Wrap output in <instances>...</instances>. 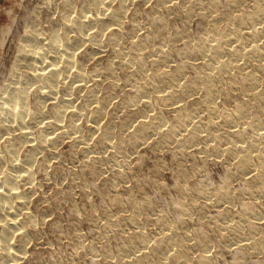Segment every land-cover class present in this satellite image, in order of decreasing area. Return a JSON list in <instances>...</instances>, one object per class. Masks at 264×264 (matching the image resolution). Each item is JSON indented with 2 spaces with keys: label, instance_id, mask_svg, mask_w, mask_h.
Returning <instances> with one entry per match:
<instances>
[{
  "label": "rangeland",
  "instance_id": "rangeland-1",
  "mask_svg": "<svg viewBox=\"0 0 264 264\" xmlns=\"http://www.w3.org/2000/svg\"><path fill=\"white\" fill-rule=\"evenodd\" d=\"M124 1L126 6L119 25L109 23L104 30H99L94 23L96 17L106 15L108 18L110 11L119 8L123 0H105L97 8L91 0H0V98L9 96L10 92L18 97L20 91L25 90L26 120L32 131L31 136L24 137L20 136L23 130L16 125L10 128L0 123V180L9 173H16L10 169L11 160L18 164L32 155L28 173L31 178L20 176L18 180V191L26 196L22 205L26 207L18 214L20 223L27 221L20 225L25 232L21 235L17 230L10 236L18 252L16 259L6 261L0 250V264H122L120 261L131 260L137 254L150 256L149 250L137 249L139 245L143 241L153 244L163 232L171 229L178 241L174 238L168 246L152 251V264H264V181L252 179L258 169L251 168L253 173L247 168L243 173L237 172L235 162L228 156L209 152L213 147L209 146L211 139H215L212 133L217 129L208 131L206 126L211 118L206 112L196 110L200 105L196 107L195 100L203 95V87L188 90L178 99L177 106L173 101L160 106L151 93L149 98L153 104L146 108L143 105L146 97L141 98V94L133 90L147 86L146 80L138 73L137 66L120 64L126 55L116 52L118 45L129 52L140 37L144 38L147 75H158L164 68L185 65L183 81H194L206 57L200 52L193 56L192 51L204 42L212 19H217L216 33L225 35L230 23L245 12H251L256 3L264 12V0H242L238 7L229 5L232 0H216L215 4L213 0ZM67 20L85 22L87 27L81 33L74 27L64 33ZM240 25L235 26L244 33L251 22L246 20ZM118 29L121 31L116 43L111 37ZM33 30L39 34L38 43L35 42L39 46L54 37L59 39L58 43L71 42L75 59L83 67L84 79L75 80L65 73L54 84V95L45 91L44 83L35 76L36 71L22 60L30 52H19L21 44L32 38ZM91 31L97 32L101 44L87 39ZM57 33L59 36H55ZM80 34L84 39H79ZM257 42L264 44V39ZM225 46L223 44V48ZM161 47L168 57L167 64L153 62L156 55L152 53ZM38 64L48 63L46 60ZM258 65L249 56L230 75L214 73L215 77L226 79L215 89L218 114L223 110L233 111L236 105L251 99L252 91L259 90L263 94V106L254 101H250V105L257 113L256 124L264 126V68L259 69ZM76 69L73 67L71 72ZM97 70L99 75L94 77ZM251 73L259 78L256 87L229 89L230 80L241 83ZM164 85L167 87L168 83ZM89 93L93 94L91 99L85 97ZM61 98L71 102L61 116L60 128H52L50 116ZM131 98L132 102L127 103ZM135 104L136 107H132ZM180 104L196 110L194 120L202 123L200 133L204 136L199 137L204 138H193L192 134H187L190 129H181L178 137H187L189 144L178 146L176 135L172 140H162L155 130L144 139L135 136L141 121L153 116L163 115L167 123L164 130L169 124H175V109ZM97 107L102 108V114L99 121L94 122L89 117ZM37 109L41 110L40 117L32 121ZM78 111L83 115H77ZM73 119L78 121L80 129L61 136L65 124ZM43 127L47 134L41 132ZM105 127L111 128L110 143L101 142ZM236 127L245 128L246 136H251L252 128H247L246 124ZM41 134H46V141L39 148ZM49 138H55L56 142L50 144ZM118 146L120 151L116 149ZM12 151H16L14 157ZM253 152L252 167L258 165L264 170V149L263 154L258 147ZM257 154L263 159H258ZM118 172H123L124 176L121 178ZM225 189L233 197L230 204L216 197ZM26 212H31L32 216L26 218ZM160 216L165 218V225ZM131 217H135L132 220L138 224ZM4 223L5 220L0 219V232ZM235 223L240 226L241 236L226 229ZM240 239L252 242V246L244 248L248 242L244 240L243 244ZM204 254L209 257L208 261L203 259Z\"/></svg>",
  "mask_w": 264,
  "mask_h": 264
},
{
  "label": "bare ground",
  "instance_id": "bare-ground-1",
  "mask_svg": "<svg viewBox=\"0 0 264 264\" xmlns=\"http://www.w3.org/2000/svg\"><path fill=\"white\" fill-rule=\"evenodd\" d=\"M91 2H93V5L96 6V8H97L98 6L103 5L105 3V0H91ZM215 2H216V0H213V4H215ZM241 2H242V0H232L229 2L230 3L229 5H232L234 7H238L239 5H241L240 4ZM190 4L191 5L193 4L196 6V3H190ZM125 6H126V4H125V1L123 0V3L121 4V6L119 8L112 9L110 11V15L108 18L106 17V15H102V16L99 15L100 16L99 18L96 17L94 23H96V26L98 27V29L104 30V28L109 23L119 25L120 19H121L122 14L125 10L124 9ZM245 13H247V12H245ZM245 13L244 14L241 13L242 14L241 16L238 15V16H240V18L237 19L236 22L230 23L231 25H230L229 32L226 33L225 35L224 34L218 35L216 33V30H217L216 29L217 28L216 20L217 19H214V18L212 19L214 21H212L209 25V29L207 32L208 35L205 37L204 42H202L195 49V51L194 50L192 51L193 56L195 53L200 52L201 55L204 56V58L206 57L205 58L206 62H203V66H201L202 68H200V70L196 76V80L193 79L194 81H192L191 79L188 81H185V82L183 81L184 72H185V65L176 66V68H174V69L164 68L158 75L155 74L157 76L147 75L146 74V63H145V58H144L145 51L143 50L144 38L140 37L134 43L133 47L130 49L129 52L122 49V47H120V45L116 46L117 47L116 52L118 54H121V55H126V57L125 56L123 57L124 59H122L120 64H123L126 66H132V67L134 65L137 66L138 67V73L140 72L141 76L146 80L145 83L147 84V86L143 85L144 87H135L136 89L133 88L134 93H136L138 95L141 94V96H140L141 98L146 97L144 99V102H143L144 107H146V106L150 107L151 104H153L152 99L150 100V98H149L151 93L153 95V96L152 95L151 96L154 97L155 101L160 106H161V104H164L163 106H165V103H167V102L171 103L172 101H173L172 104L176 105V104L180 103V102H178V99L180 97H183L188 92V90L192 91V90L196 89V87L202 86L204 89L203 90L204 93L202 91L203 95L200 98L195 100V102H197V103H195L197 105L196 107H198L200 105L198 108H196V110L199 109V112L200 111L206 112V114L209 115V119L211 118V121H209L208 126H206L208 128V131L211 130L213 132V131H216V129L218 131V132L216 131L217 133L216 132L212 133V135L214 136V138L216 140L211 139L213 137L209 132L210 137L209 136L208 137L211 139V141H213L212 144L209 142L210 143L209 146L213 145V147H211L212 151L209 150V152H215L217 154H221L222 156L223 155L228 156L229 159H231L235 162V170L237 172L242 171V173H243L244 169L247 168V169H249L247 171L253 173L254 170L256 171V169H258L256 172H254L252 179H255L258 181H260V180L264 181V172H263L264 170H262L263 168H259L258 165H257V168L252 167V166H254V163H253L254 159L252 157L253 150L258 147V151L261 154H263L262 152H263L264 147H262V146H264V131H263L264 126H262L261 124H259V125L256 124L254 117L257 113L255 114L254 110L252 111V106L250 105V101L257 102V104H259V106L262 105L261 103H263V94L261 92L259 93L258 92L259 90L258 91L257 90L252 91L251 97H250L251 99L248 100V102H244V103L240 102L241 104L237 103L238 105H236V108L233 111H229V110L224 111L223 110L221 113L219 112V114H218V110L216 107V101L217 100H215L216 85L217 84L218 85L223 84L225 77H222V78H218L219 76L215 77L214 73H219V72L223 73L224 72V73L230 75L231 73H233L232 71L238 70L241 66L242 60H245V58L249 57V56H250V59H253L259 63L257 68H259V69L264 68V44L257 42L260 39H264V12H262L261 7L256 3V5L254 6V8L251 12H249L247 14H245ZM102 14H104V13H102ZM159 19H160V17H159ZM246 20H249L251 22V25L247 29L248 31L246 30V32L244 31V33L240 32V28H238V26H235V25L238 24L239 26H242L240 24L246 22ZM153 21L155 22L156 20H153ZM71 27L76 28L77 31H79V33H81L87 27V23L80 22V21L79 22L78 21H72L71 22V20H67L65 23V27H64V33L68 32L70 30L69 28H71ZM109 28H112V27H109ZM121 29L120 30L118 29V32L113 33L114 35H113V37H111V39H113L114 42L116 41V43L119 40V38H118L119 34H120L119 31H121ZM32 32H33L32 38L30 40H28V43L21 44V48H20L19 52L20 53H22L23 51H25L24 53L30 52V55L28 57H25V58L23 57L22 60H24V62H27L26 65L29 68H31L33 71H36L35 76L38 80H40L44 83V85H42V88L43 89L46 88L45 91H47L50 94H53L54 93V84H56L60 80V76L62 74H65V73L70 74V77L74 78L75 80L84 79L85 73L83 72V67L80 65V62H78L75 59V56H74L75 54L72 51V43L71 42L65 41L63 43H58L59 39L54 37V39H50V40L46 41L44 44H42V46H39V44H35V42L38 43L39 34L36 33L35 30H33ZM244 34L247 37H244L243 36ZM81 35L82 34L79 35V39H81V38L84 39V37H82ZM55 36H59V34L57 33ZM103 38H104V36H103ZM250 38H252V39L249 42ZM87 39L90 42H93V44H95V43L101 44V39L97 36V32H92V33L87 34ZM223 44L226 45L224 48H223ZM243 49L245 51H243ZM192 52H189V53H192ZM152 54H153V56L156 55V58L153 60V62H155L156 64L157 63L159 64L160 62L163 61V63L165 62L167 64L168 57L164 53L163 47L159 48L158 50H156ZM227 56H230V59H227ZM48 59H50V61ZM215 59H217V60L215 61ZM46 60L48 63L47 65L46 64H43V65L38 64V62H43ZM73 67H75V68L77 67V69L74 72H71V69ZM197 68H198V66H197ZM97 69H98V67H97ZM98 75H99V71L97 70V71H95L94 77L98 76ZM138 75H140V74H138ZM28 76H29V74H28ZM130 78H132V77H130ZM130 78H128V79H130ZM244 80H245L244 81L245 83L244 82L239 83V82H236L234 80H230L228 82V84L226 82H224V83H226L229 86V89L245 90L246 87H249L252 85H254V87H256V85L258 84L259 78L256 75V73H251ZM126 81H127V78H126ZM166 82L168 83V86L164 87L165 86L164 83H166ZM79 84H81V83H79ZM116 86H118V85H116ZM24 91H25L24 89L21 90L20 95L18 97L14 96L15 93L14 94L12 93L13 94L12 95L10 92L9 96L0 98V123H1V125L7 126L10 128L13 125H16L18 128L23 130L20 136L29 137L32 135V131L29 129L30 122H28L26 120L28 107L26 106L25 101H24ZM92 96H93V94L89 93L85 97L87 99H91ZM50 99L52 100V98H50ZM132 99L133 98L129 99L127 101V103L132 102ZM137 99H138V97H137ZM245 100H247V99H245ZM183 101H185V100H183ZM70 102L71 101L68 98H65V99L63 98L59 103H57V105H55V108L52 111L51 116H50V118H51V121L49 123L50 127L60 128L61 116H62L65 108L68 106V104ZM133 102H134V100H133ZM252 105L254 106L255 104H252ZM98 106H100V105H98ZM132 107H136V104H135V106H132ZM196 110L194 108H188V107L184 108V106H181V104H180V106L175 109V111L177 112V115H176L177 119H176V121L175 120L174 121L176 123L173 125L169 124L168 127L165 128V130H164L163 126H166L167 123H166L165 119L162 118L163 115L161 116V114L159 113L160 115H158V116H153L150 118H148L149 117L148 116V117H146L148 119L141 121L140 125L137 127L135 136L140 138V139H144L150 134V132L154 133V130H155L156 133L161 134L159 136L162 137L161 138L162 140L163 139L164 140H172V138H174V135H176L175 136L176 137L175 138L176 144L178 146H184L185 144H187L186 142L188 141V138L187 137L185 138V136L183 138H181L182 136L178 137L179 133H180L179 131H181V129H185V130L190 129L189 133H187V131H186V133L188 135L192 134L191 137H193V138L194 137L200 138L199 136H200V134H202V133H200L202 123L201 122L199 123L198 121L194 120V113L196 112ZM161 111H162V109H161ZM40 114H41L40 109L35 110L33 115H32V121L37 120L40 117ZM101 114H102V108L97 107L94 110L91 117H89V118H91L92 121L96 122V121H99ZM197 114H199V113L197 112ZM77 115L80 116L83 114L79 113V111H78ZM200 115H202V114H200ZM195 116H197V115H195ZM245 117H247V118H245ZM201 118H202V116H201ZM241 119H244V121H242ZM199 121H202V120H199ZM6 122H8L10 124H6ZM77 122L75 119H73L67 125L64 123L65 126L63 128L64 130H63L61 136H64L65 134L71 133L73 131H78L80 128L78 127ZM137 123H138V121H137ZM240 124H246L247 128L248 127L252 128V134L250 137L246 136V134H248V133H246L247 131H244L245 128H243V127L240 128L241 126L239 128L236 127V126H239ZM203 125H205V124H203ZM92 127H94V126H92ZM110 127H105L104 131L102 130L103 131L102 140H101L102 143H107L110 141V135H111V128ZM188 127H190V128H188ZM203 127H205V126H203ZM220 128H223V130ZM208 131L206 130V132H208ZM41 132L42 133L45 132L47 134L46 127L45 128L43 127L41 129ZM182 133H184V131H182ZM45 135L41 134L39 136V139H40L39 142L40 143H37V147L40 148L42 146V143L46 141ZM156 135H158V134H156ZM181 135H183V134H181ZM202 135L204 136V134H202ZM206 138H207V136H206ZM48 140H50L49 141L50 144H53L56 142L55 138H49ZM226 144H228V145L226 146ZM116 149H117V151L121 150V148L119 146ZM15 152L16 151H12V153H13L12 157H14ZM261 154H257L258 159H263ZM215 156H216V154H215ZM30 158H32L31 154L28 155L29 160L27 158H23V159H21L20 163H18V164L14 163V161L11 160L10 161V163H11L10 169H12V171H15L16 173H14V174L9 173L3 179L0 180V219L5 220V223L3 224L2 231L0 232V250L3 252V253H1V251H0V253L3 255V257H6V258H4L6 261L9 258L10 259L12 258V260L13 259L15 260L17 257V253H18L17 250L13 247V244L11 243L10 236L13 235L17 230L20 231L21 235L24 234V232H25L23 228L21 229V227H23V226L20 227V225H21V223H23V222L26 223L27 221L24 220L23 222L20 223L19 218H18V214H19V212L21 213L22 208L26 207V206L22 207V205H24L23 203H24V200L26 199V196L23 193H20L18 191V189H19L18 180H19L20 176H24L23 179L31 178L30 175H28V173L30 174V167H31V162H32ZM251 168L254 170H252ZM23 172H24V174H23ZM25 173L27 174V177H25V175H26ZM252 173H250V174H252ZM250 174H249V176H250ZM118 175L121 178L124 176L123 172H118ZM245 175H248V174H245ZM222 188H220V189H222ZM216 195H218L216 197H218L219 201H223L225 203L230 204L233 200V197L230 194V191H227V189L221 190ZM251 206H252V204H251ZM133 207H136V206H133ZM221 211L223 212V210H221ZM225 211H227V210H225ZM187 213L188 212H185V214H187ZM134 214H137V213H134ZM134 214H133V216H134ZM138 215L139 214H137V216ZM25 216H26V218H29L32 216V213L26 212ZM125 218H127L128 220L130 219L129 217H125ZM134 218L135 217H131V220L132 219L134 220ZM160 220L164 222L165 218H162L160 216ZM133 222L138 224L137 221H133ZM141 223H143V222H141ZM165 223H166V221L164 223H162V225H165ZM239 227H240L239 224L235 223L233 226L232 225L230 227L227 226L226 229L231 230L230 231L231 234L240 235L241 231H240ZM164 228L166 229V227H164ZM19 229H21V230H19ZM171 230H170V232L169 231L163 232V234L160 237H158L156 242L153 244H150L149 241H143L137 249L149 250L151 255H152L155 250L159 249V247H162L164 245L168 246L169 243L175 238V231L173 229H171ZM221 235H223V234H221ZM145 236H147V235H145ZM183 239H185V238H182V240ZM244 240H245V242H248V241H246V239H242L241 241H243L242 242L243 244H244ZM247 240H249V238ZM173 242H175V240ZM238 243H240V242H238ZM245 244L246 245H244V248L252 246V242H250V243L248 242V244L247 243H245ZM256 244H257V241H256L255 245ZM228 245H229V243H228ZM241 246H243V245H241ZM169 248H171V247H169ZM131 250H132V248H131ZM139 250H137V251L140 252ZM124 251H127V250H124ZM152 251H153V253H152ZM208 251H210V250H208ZM132 253L133 252L131 251V254ZM131 254L129 255L130 258L133 257V256H131ZM125 255L127 256V253ZM171 255H172V253H171ZM173 255H175V254H173ZM150 256L147 254H145L144 256H140V255L138 256V254H137V256H134L131 260H125V261H120V262H122V264H132V263L152 264L153 261H152ZM122 257H123V255H122ZM203 259L208 261L209 257L206 254H204ZM156 262H157V260H156ZM1 264H6V262L5 263L2 262Z\"/></svg>",
  "mask_w": 264,
  "mask_h": 264
}]
</instances>
